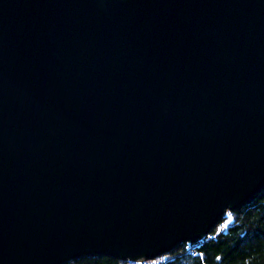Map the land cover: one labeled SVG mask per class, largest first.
<instances>
[{"label": "water", "instance_id": "water-1", "mask_svg": "<svg viewBox=\"0 0 264 264\" xmlns=\"http://www.w3.org/2000/svg\"><path fill=\"white\" fill-rule=\"evenodd\" d=\"M264 192V0H0V264L145 262Z\"/></svg>", "mask_w": 264, "mask_h": 264}, {"label": "trees", "instance_id": "trees-1", "mask_svg": "<svg viewBox=\"0 0 264 264\" xmlns=\"http://www.w3.org/2000/svg\"><path fill=\"white\" fill-rule=\"evenodd\" d=\"M234 223L219 232L220 224L198 244H182L162 264H264V192L252 204L233 212ZM156 259V260H159ZM155 260V261H156ZM154 261V262H155ZM66 264H127L111 256H87Z\"/></svg>", "mask_w": 264, "mask_h": 264}, {"label": "rangeland", "instance_id": "rangeland-1", "mask_svg": "<svg viewBox=\"0 0 264 264\" xmlns=\"http://www.w3.org/2000/svg\"><path fill=\"white\" fill-rule=\"evenodd\" d=\"M225 217H227L224 221H225V225H226V227L228 229L229 226L234 223V219L235 218H234L233 212H227ZM163 261H167V258H162V259L156 260L155 262H154V260L147 261L146 264H161V263H163Z\"/></svg>", "mask_w": 264, "mask_h": 264}, {"label": "built area", "instance_id": "built-area-1", "mask_svg": "<svg viewBox=\"0 0 264 264\" xmlns=\"http://www.w3.org/2000/svg\"><path fill=\"white\" fill-rule=\"evenodd\" d=\"M227 230V227H226V225H225V222L224 223H222L220 226H219V232H222V231H226ZM210 237H211V235H210ZM156 260V259H155ZM147 263V261H145V262H127V264H146ZM162 264V263H161Z\"/></svg>", "mask_w": 264, "mask_h": 264}, {"label": "bare ground", "instance_id": "bare-ground-1", "mask_svg": "<svg viewBox=\"0 0 264 264\" xmlns=\"http://www.w3.org/2000/svg\"><path fill=\"white\" fill-rule=\"evenodd\" d=\"M159 259V258H158Z\"/></svg>", "mask_w": 264, "mask_h": 264}]
</instances>
